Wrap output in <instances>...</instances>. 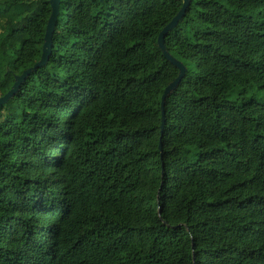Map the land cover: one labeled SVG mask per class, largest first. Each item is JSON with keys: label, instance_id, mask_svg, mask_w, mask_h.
I'll use <instances>...</instances> for the list:
<instances>
[{"label": "trees", "instance_id": "1", "mask_svg": "<svg viewBox=\"0 0 264 264\" xmlns=\"http://www.w3.org/2000/svg\"><path fill=\"white\" fill-rule=\"evenodd\" d=\"M61 0L0 109V264H264V0ZM50 0H0V97Z\"/></svg>", "mask_w": 264, "mask_h": 264}, {"label": "water", "instance_id": "2", "mask_svg": "<svg viewBox=\"0 0 264 264\" xmlns=\"http://www.w3.org/2000/svg\"><path fill=\"white\" fill-rule=\"evenodd\" d=\"M52 5V13L48 20L46 34H45V42L43 46V54L41 59L32 67L27 68L22 74L16 76L15 84L13 85L12 89L5 94L4 96L0 97V109L7 104L11 99H13L22 89L25 81L28 77L35 71H37L40 67H43L48 64L52 50H53V39L54 33L56 30L58 18L60 15V6L61 0H50ZM192 0H184L183 6L178 14L164 27L159 35V45L162 49L164 55L170 60L175 66H177L180 70L179 75L177 78L172 81L166 88L162 98V109H163V122H162V133L164 132L166 118H165V106L168 97L178 88L180 83L182 82L183 78L186 75L187 67L178 59H176L168 50L166 45V36L167 34L172 31L183 18L185 17L189 7L191 6Z\"/></svg>", "mask_w": 264, "mask_h": 264}]
</instances>
